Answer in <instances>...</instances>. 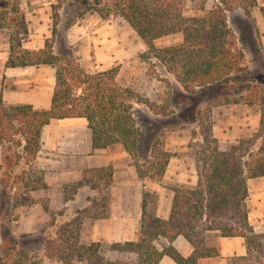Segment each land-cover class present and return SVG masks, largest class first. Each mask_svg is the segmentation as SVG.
<instances>
[{"label":"rangeland","instance_id":"obj_1","mask_svg":"<svg viewBox=\"0 0 264 264\" xmlns=\"http://www.w3.org/2000/svg\"><path fill=\"white\" fill-rule=\"evenodd\" d=\"M94 2L0 0L1 98L6 91L16 99L14 104L27 103L38 97L40 88L41 98L49 96L55 84L54 67H15L9 70L7 77L8 60L4 63L3 59L10 53L11 45L16 47L15 55L22 56L23 49L42 48L45 40L51 37L56 54L75 58L90 73L116 68L117 80L136 94L134 113L141 132L137 157L129 154L120 143L94 152L85 119H55L43 128V145L38 157L30 166L26 159L18 166L21 174L31 172L30 169L44 173L49 186L31 191L18 184L19 188L12 191L13 205L0 200V222L2 216L7 215L16 236H31L20 247L48 264H63L60 259L50 260L46 256V242L57 239L65 225L72 235L77 234L81 243H109L112 241L101 235L105 224L113 227L114 238L123 237L125 229L133 235L139 230L145 192L152 193L155 204L151 202L150 206L156 207L157 214L163 215L170 210L174 188L198 182L196 153L200 150L205 127H213L222 150L240 139L252 140L256 133H260V137L251 150L264 141V129L260 125L261 98L258 96L257 104L247 102L251 95L248 84L263 87L258 95L264 96V20L261 13L264 0L186 1L185 14L189 17H202L217 5L227 9L228 23L245 52L243 71L236 72L228 81L197 87L196 92L185 90L168 65L156 56L155 50H149L145 40L125 18L94 11ZM182 42V32H176L154 40V46L160 49ZM155 140L173 155L159 182L141 179L136 168L137 162L149 166L147 160ZM95 165L114 168L108 220L95 218L101 210L92 202L101 197L97 190L89 185L77 191L74 188V183L82 179L83 171L97 167ZM63 186L66 195L71 197L66 201ZM102 188L104 190V186ZM247 202L254 230L264 232V177L251 180ZM97 219L102 220L95 229ZM217 238L218 233L210 234L206 244L219 247ZM163 244L159 239L156 245L162 248ZM239 257H229L228 264H240Z\"/></svg>","mask_w":264,"mask_h":264},{"label":"trees","instance_id":"obj_2","mask_svg":"<svg viewBox=\"0 0 264 264\" xmlns=\"http://www.w3.org/2000/svg\"><path fill=\"white\" fill-rule=\"evenodd\" d=\"M186 1L95 0L92 9L106 16L125 18L149 50H155L156 56L168 65L185 90L196 92L197 87L228 81L233 74L243 71L245 52L228 23L227 9L217 5L202 17H189L185 14ZM261 13L264 20V7ZM176 32H182V43L155 48L154 40ZM15 48L11 45L7 67L50 65L56 70L55 84L48 109L35 108L30 103L10 104L0 99V200L12 204V191L21 184L31 191L48 187L44 173L30 169L31 172L21 174L18 166L22 159L30 166L38 157L43 145V128L53 119L83 118L91 132L93 148L121 143L133 157L139 155L141 132L134 113L136 94L117 80L116 68L87 72L75 58L55 53L53 37L47 38L37 50L23 49L22 56L15 55ZM249 88L248 103L255 104L258 96L261 98L260 125L264 129V96L258 95L263 87L248 84ZM258 137L260 133L252 140L240 139L222 150L213 127H205L196 153L198 182L174 188L167 218L157 215L156 207L150 206L151 202L155 204L152 193L145 192L137 240L81 243L77 234L72 235L65 225L57 239L47 240L46 256L50 260L60 259L63 264H158L168 255L177 264H198L200 258L219 255L217 247L206 244L207 233L219 231L225 237L245 238L247 254L238 258L240 264H264V232L254 230L247 204L249 179L264 177V141L251 150ZM172 156L155 140L147 160L149 166L136 164L139 177L159 182ZM113 175L111 165L89 168L74 183L75 191L89 185L101 195L100 199L92 200L101 207L95 218L110 215L109 189ZM63 193L65 201L71 198L66 195L65 186ZM7 218L3 215L0 222V264H48L20 247L31 236H16ZM180 235L193 246L189 256L182 255L172 244ZM161 237L169 241L162 250L156 246Z\"/></svg>","mask_w":264,"mask_h":264},{"label":"crops","instance_id":"obj_3","mask_svg":"<svg viewBox=\"0 0 264 264\" xmlns=\"http://www.w3.org/2000/svg\"><path fill=\"white\" fill-rule=\"evenodd\" d=\"M9 55H10V53L8 52V54H6V56H5V59H3L4 63H6V61L8 60ZM14 68L15 67H7L6 68L7 70L5 71V75L8 77L10 75V71L9 70L14 69ZM40 92H41V88L38 89V92H37L38 93V97L34 98V99H29L27 103L32 104L35 108H40V109H48V108H50L53 91L49 94V96L46 99L41 98L39 96ZM0 99H3L7 103H10V104H14V102L16 101V99H13L10 95L7 94L6 91L3 94V98L0 97ZM20 101H23V100H20ZM53 120H55V119H53ZM48 125H46V126H48ZM90 134H91V132H90ZM42 141H43V139H42ZM90 142H91V148L94 149V152H98V150L106 149V148H93L92 140H90ZM95 166H97V165H95ZM100 166H105V165H100ZM100 166H97V167H100ZM252 179H255V178H252ZM252 179H249V181H248L249 192H250V182H251ZM194 182H196V181L193 180V183ZM46 183L49 186L50 182L49 183L46 182ZM156 213H157V211H156ZM169 214H170V210L168 209L167 212H165L163 215H160V214H157V215H159L161 217H164V218H167L169 216ZM141 217H142V215H141ZM108 218L109 217L102 218V219L103 220H108ZM102 219H97L98 222L96 221L94 223L95 229H98L99 224H100L99 220H102ZM249 219L251 221L250 211H249ZM140 228H141V220H140L139 230H137L134 235H133L132 231H129V230L125 229L123 231V234H124L123 237L114 238L113 227L111 226V224H105L104 231L102 232L101 235L106 240H109V241H112V242H114V241L137 240L139 238V236H140ZM217 233H218L217 240H218V243H219V245H218L219 247H217V248H218V251H219V255L215 256V257L200 258L199 261H198V264H228L229 257L244 256V255L247 254V245H246L244 237H242V236L225 237V236H222L219 231H210V232L207 233L206 238L210 234H217ZM160 240H162L164 242L162 248H160L159 246L156 245L160 250H162L163 248H165L166 246L169 245V241L166 238L161 237ZM158 241L159 240L156 241V244H157ZM172 244L184 256H189L193 252L192 244L182 235L178 236L173 241ZM158 264H177V263L170 256L164 255L160 259Z\"/></svg>","mask_w":264,"mask_h":264}]
</instances>
